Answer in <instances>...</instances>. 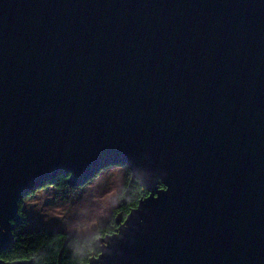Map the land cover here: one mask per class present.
Instances as JSON below:
<instances>
[{
    "label": "water",
    "instance_id": "water-1",
    "mask_svg": "<svg viewBox=\"0 0 264 264\" xmlns=\"http://www.w3.org/2000/svg\"><path fill=\"white\" fill-rule=\"evenodd\" d=\"M118 161L148 194L88 264H264V0H0V248Z\"/></svg>",
    "mask_w": 264,
    "mask_h": 264
},
{
    "label": "trees",
    "instance_id": "trees-1",
    "mask_svg": "<svg viewBox=\"0 0 264 264\" xmlns=\"http://www.w3.org/2000/svg\"><path fill=\"white\" fill-rule=\"evenodd\" d=\"M110 166L120 167L123 170V184L118 193V203L108 220L99 223L90 236L79 237L40 228L20 230L27 221L25 214L20 210L22 199L18 201L20 225L11 232V243L0 248V259L6 262L33 259L35 264H88L90 259L98 258L104 245L102 240L113 235L118 228L116 224L118 217L124 220L130 210L136 207L138 201L148 194L127 165L118 161ZM67 178L68 175L58 176L38 189L52 186L58 198L65 199L68 192L83 187L92 179L90 178L80 187H69ZM161 187L162 185L158 186ZM34 191H30L25 197L32 195Z\"/></svg>",
    "mask_w": 264,
    "mask_h": 264
},
{
    "label": "rangeland",
    "instance_id": "rangeland-1",
    "mask_svg": "<svg viewBox=\"0 0 264 264\" xmlns=\"http://www.w3.org/2000/svg\"><path fill=\"white\" fill-rule=\"evenodd\" d=\"M102 169L88 184L68 192L65 199H59L52 186L24 197L20 210L27 221L20 230L40 228L90 236L99 223L110 217L123 184L122 168L107 165Z\"/></svg>",
    "mask_w": 264,
    "mask_h": 264
}]
</instances>
